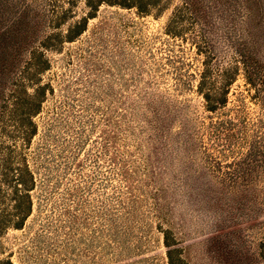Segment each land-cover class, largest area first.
Returning <instances> with one entry per match:
<instances>
[{
    "label": "rangeland",
    "instance_id": "rangeland-1",
    "mask_svg": "<svg viewBox=\"0 0 264 264\" xmlns=\"http://www.w3.org/2000/svg\"><path fill=\"white\" fill-rule=\"evenodd\" d=\"M88 12L0 0V264H169V249L173 264H264V0L101 5L63 39ZM199 83L225 105L209 111Z\"/></svg>",
    "mask_w": 264,
    "mask_h": 264
},
{
    "label": "trees",
    "instance_id": "trees-1",
    "mask_svg": "<svg viewBox=\"0 0 264 264\" xmlns=\"http://www.w3.org/2000/svg\"><path fill=\"white\" fill-rule=\"evenodd\" d=\"M54 2L58 3L60 0H53ZM153 0H85V5L88 8L89 12L87 13L86 17L82 18L80 21L75 22L74 25H71L66 32V36L63 37L68 42L73 41V39L83 33L85 31V27L87 25V22L89 19H92L95 17L96 12L98 11L99 7L101 5H109V6H117L125 9H135L137 13L140 15H148L150 12L151 4ZM71 2V0H68V4ZM57 7V6H56ZM55 6L54 8L57 9ZM68 11H61L57 12V10H54L53 13V26H58L60 23L64 22V20L67 18ZM52 20V19H51ZM51 39L46 38V41H44L43 46L47 47L50 44ZM36 52H32V60H35L34 54ZM44 67L36 66L35 73L40 72V70H43ZM208 70L203 72L201 74L202 82L203 79L205 81V75H207ZM207 83H199L198 91L202 94L204 100L206 101L208 105V110L212 111L215 110L219 106H224L226 101L223 99H217L215 96H212L210 94L209 89L207 88V91H203L204 87ZM229 82H225V97H226V90L228 89ZM224 88V86H223ZM44 99V93L43 89H36L34 90V93L31 95H27L25 97L24 105L26 107L25 112L23 113L24 118L26 117V126L23 131V141L28 142L30 141L31 137L34 136L36 131V126L32 123V117L36 116L42 105V101ZM25 120V119H24ZM12 168L10 166V163L7 160L3 161V164L1 165V175L4 177L13 176V180L15 182V188L16 191L19 192H25L28 193L31 191L34 187V178L32 173L29 171L28 167L25 164H21L18 166L15 172H11ZM32 206V202L28 196L23 197L22 201L18 200V204L16 206L17 215H16V222L14 223L15 227H19L23 221L28 217L30 213V209ZM165 246L169 247L168 243L165 240ZM172 251L170 249L167 251V256L169 260V264H173V261L171 259Z\"/></svg>",
    "mask_w": 264,
    "mask_h": 264
}]
</instances>
